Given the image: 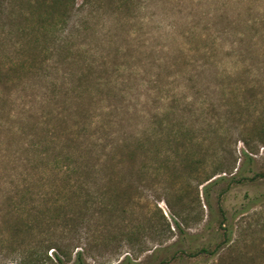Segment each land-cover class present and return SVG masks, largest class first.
<instances>
[{
  "label": "rangeland",
  "instance_id": "1",
  "mask_svg": "<svg viewBox=\"0 0 264 264\" xmlns=\"http://www.w3.org/2000/svg\"><path fill=\"white\" fill-rule=\"evenodd\" d=\"M77 254L264 264V0H0V264Z\"/></svg>",
  "mask_w": 264,
  "mask_h": 264
},
{
  "label": "trees",
  "instance_id": "2",
  "mask_svg": "<svg viewBox=\"0 0 264 264\" xmlns=\"http://www.w3.org/2000/svg\"><path fill=\"white\" fill-rule=\"evenodd\" d=\"M207 189H208V188L206 187V188H205L206 192H207ZM177 246H179V244H178ZM180 246H181V245H180ZM182 251H185V250H182ZM75 264H85V263L83 262L81 256H80V254H77V259H76V261H75Z\"/></svg>",
  "mask_w": 264,
  "mask_h": 264
}]
</instances>
